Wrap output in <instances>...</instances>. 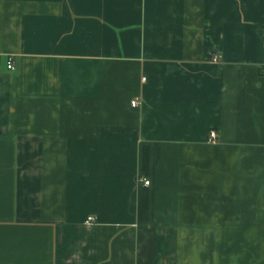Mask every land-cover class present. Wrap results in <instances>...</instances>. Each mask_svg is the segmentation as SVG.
<instances>
[{"label": "crops", "instance_id": "crops-1", "mask_svg": "<svg viewBox=\"0 0 264 264\" xmlns=\"http://www.w3.org/2000/svg\"><path fill=\"white\" fill-rule=\"evenodd\" d=\"M0 264H264V0H0Z\"/></svg>", "mask_w": 264, "mask_h": 264}, {"label": "built area", "instance_id": "built-area-1", "mask_svg": "<svg viewBox=\"0 0 264 264\" xmlns=\"http://www.w3.org/2000/svg\"><path fill=\"white\" fill-rule=\"evenodd\" d=\"M7 67L9 69H14V61H13V58H9V60L7 62ZM138 104H139V101H137V100L132 101V106L136 107ZM216 137H217V133L215 131H211L210 132V140L215 141L216 140ZM144 183L145 184H149L150 181L147 180V179H145L144 180ZM92 220H94V218L89 217L87 222H91Z\"/></svg>", "mask_w": 264, "mask_h": 264}]
</instances>
